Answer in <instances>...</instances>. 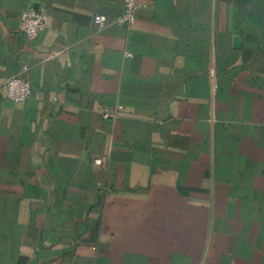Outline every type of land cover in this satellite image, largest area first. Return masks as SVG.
<instances>
[{
    "label": "crops",
    "instance_id": "0c3cea01",
    "mask_svg": "<svg viewBox=\"0 0 264 264\" xmlns=\"http://www.w3.org/2000/svg\"><path fill=\"white\" fill-rule=\"evenodd\" d=\"M125 1L0 0V84H33L0 96V264H115L172 207L259 170L264 0H138L131 26ZM30 7L49 17L34 39Z\"/></svg>",
    "mask_w": 264,
    "mask_h": 264
},
{
    "label": "rangeland",
    "instance_id": "374dc122",
    "mask_svg": "<svg viewBox=\"0 0 264 264\" xmlns=\"http://www.w3.org/2000/svg\"><path fill=\"white\" fill-rule=\"evenodd\" d=\"M251 168L217 182L214 204L172 207L170 221L152 231L156 237L146 229L145 238L136 237L146 242L142 249H114L115 264H264V158L257 172ZM37 234L24 231L21 244L38 245ZM7 242L0 240V249Z\"/></svg>",
    "mask_w": 264,
    "mask_h": 264
},
{
    "label": "built area",
    "instance_id": "2783aa9c",
    "mask_svg": "<svg viewBox=\"0 0 264 264\" xmlns=\"http://www.w3.org/2000/svg\"><path fill=\"white\" fill-rule=\"evenodd\" d=\"M140 7L141 3L138 0H126L124 11L117 18V22L125 26L133 25ZM48 19V15L43 10L30 7L22 14L21 30L27 38H37L46 28ZM93 22L95 26L102 28L108 23V18L105 14L97 13ZM32 91V82L23 76L11 77L0 84V96L15 102L26 101L32 95Z\"/></svg>",
    "mask_w": 264,
    "mask_h": 264
},
{
    "label": "water",
    "instance_id": "95a60500",
    "mask_svg": "<svg viewBox=\"0 0 264 264\" xmlns=\"http://www.w3.org/2000/svg\"><path fill=\"white\" fill-rule=\"evenodd\" d=\"M235 24V14L232 12L231 14V25L234 27ZM234 45L235 47H240L241 46V38L239 36H234Z\"/></svg>",
    "mask_w": 264,
    "mask_h": 264
}]
</instances>
